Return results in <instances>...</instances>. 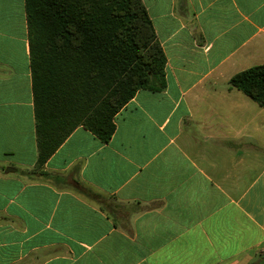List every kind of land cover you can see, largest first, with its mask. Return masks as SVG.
Instances as JSON below:
<instances>
[{"label":"crops","instance_id":"crops-1","mask_svg":"<svg viewBox=\"0 0 264 264\" xmlns=\"http://www.w3.org/2000/svg\"><path fill=\"white\" fill-rule=\"evenodd\" d=\"M166 87L37 167L25 0H0V264H264V0H142ZM44 174V175H41Z\"/></svg>","mask_w":264,"mask_h":264},{"label":"trees","instance_id":"trees-1","mask_svg":"<svg viewBox=\"0 0 264 264\" xmlns=\"http://www.w3.org/2000/svg\"><path fill=\"white\" fill-rule=\"evenodd\" d=\"M25 4L41 169L78 127L108 143L140 90L165 89L167 60L142 0ZM230 86L264 107V64Z\"/></svg>","mask_w":264,"mask_h":264}]
</instances>
